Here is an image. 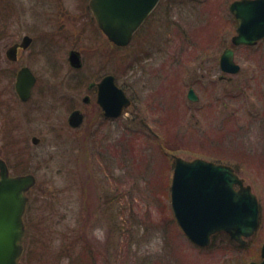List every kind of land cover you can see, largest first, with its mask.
Wrapping results in <instances>:
<instances>
[{
	"label": "rangeland",
	"instance_id": "obj_1",
	"mask_svg": "<svg viewBox=\"0 0 264 264\" xmlns=\"http://www.w3.org/2000/svg\"><path fill=\"white\" fill-rule=\"evenodd\" d=\"M87 1L0 0V158L11 174L36 179L21 262L205 264L223 242L229 264L246 263L248 248L222 235L207 248L186 238L170 184L175 156L233 167L258 199L254 239L264 240V40L234 48L240 72L219 82L234 0H162L123 48L108 45ZM24 35L32 46L9 62L5 50ZM71 49L80 71L68 65ZM21 66L37 78L24 103L14 89ZM107 73L132 100L113 120L99 117L95 92L86 91ZM189 87L198 101L187 99ZM75 108L86 117L72 129Z\"/></svg>",
	"mask_w": 264,
	"mask_h": 264
},
{
	"label": "water",
	"instance_id": "obj_2",
	"mask_svg": "<svg viewBox=\"0 0 264 264\" xmlns=\"http://www.w3.org/2000/svg\"><path fill=\"white\" fill-rule=\"evenodd\" d=\"M161 0H89L93 19L109 43L126 47ZM229 11L237 23L233 46H255L264 40V0H235ZM32 39L25 35L19 43L5 51L7 60L15 62L19 49H27ZM73 69L82 67L78 51L68 53ZM221 70L234 75L240 66L234 61L231 48L225 49L219 61ZM36 77L27 66L18 69L14 89L21 102L30 96ZM97 86L96 102L107 118H117L130 106L131 100L117 86L113 75L104 76ZM92 84L89 85V88ZM187 99L196 102L198 96L190 87ZM88 98L84 97L83 102ZM83 122L79 110L70 113L67 123L78 128ZM32 144L39 139L33 136ZM32 174L11 175L5 160L0 158V264H22L25 224L23 216L28 202L27 192L35 185ZM170 204L173 215L184 235L196 246L205 248L216 232H225L242 245L259 225V204L249 185L226 164L201 158L185 160L174 157L170 184ZM264 254V245L262 247ZM252 264V263H249Z\"/></svg>",
	"mask_w": 264,
	"mask_h": 264
},
{
	"label": "flooded vegetation",
	"instance_id": "obj_3",
	"mask_svg": "<svg viewBox=\"0 0 264 264\" xmlns=\"http://www.w3.org/2000/svg\"><path fill=\"white\" fill-rule=\"evenodd\" d=\"M89 1V0H88ZM88 1H87V6H88ZM162 1V0H161ZM160 1V2H161ZM235 1V0H234ZM61 1H59V3H60ZM160 2H159V4H160ZM56 3H58V2H56ZM159 4H158V6H159ZM157 6V7H158ZM89 9V8H88ZM92 15V14H91ZM232 16V15H231ZM92 18H93V16H92ZM150 18V17H149ZM232 18H233V16H232ZM148 20V19H147ZM233 20H234V18H233ZM146 23V22H145ZM234 24H235V27H234V31H235V33H236V29H237V23H236V21L234 20ZM98 29V28H97ZM99 30V29H98ZM100 31V30H99ZM235 33H234V35H235ZM101 34H102V32H101ZM103 35V34H102ZM25 36V35H24ZM27 36H29V35H27ZM104 36V35H103ZM23 37V36H22ZM31 39H32V41H31V43H30V45H29V47L27 48V49H25V50H23V49H19V53H18V57H17V60L19 59V54L22 52V51H26V50H28L31 46H32V44H33V39L34 38H32L31 36H29ZM105 37V36H104ZM233 37V36H232ZM231 37V38H232ZM106 38V37H105ZM107 40V39H106ZM20 41H21V39H20ZM19 41V42H20ZM19 42H14L13 44H15V43H19ZM107 42H108V40H107ZM13 44H11V45H13ZM230 44H231V39H230ZM10 45V46H11ZM108 45L109 46H111V47H113V48H115V46L112 44V43H109L108 42ZM9 47V46H8ZM237 47H240V46H233L232 44H231V46L230 47H227V48H231L232 50H233V52H234V48H237ZM244 47H248V46H244ZM227 48H225V49H227ZM224 49V50H225ZM71 50H74V49H71ZM71 50H69V51H71ZM223 50V51H224ZM6 51V50H5ZM69 51H68V53H69ZM74 51H77V50H74ZM222 51V52H223ZM79 52V51H78ZM68 53H67V58H68ZM80 53V52H79ZM222 54V53H221ZM80 56H81V54H80ZM221 56V55H220ZM5 58H6V56H5ZM7 59V58H6ZM16 60V61H17ZM81 60H82V56H81ZM9 61V60H8ZM15 61V62H16ZM219 61H220V57H219V60H218V76H217V80L219 81V82H222V81H230L231 80V76H234V75H236V74H238L239 72H240V69H239V71H238V73H236V74H234V75H231V74H228V73H225V72H223L222 70H221V68H220V66H219ZM234 61H235V59H234ZM9 62H11V61H9ZM67 62H68V59H67ZM236 63V62H235ZM237 64V63H236ZM68 65H69V63H68ZM239 65V64H238ZM70 66V65H69ZM240 66V65H239ZM21 67H23V66H21ZM20 67V68H21ZM28 67V66H27ZM29 68V67H28ZM70 68H72L71 66H70ZM83 68V61H82V67L81 68H79V69H73L74 71H80L81 69ZM32 71V70H31ZM34 74V73H33ZM35 75V74H34ZM106 75H113V74H110V73H107V74H105V75H103L101 78H99L98 80L94 77L93 79H91V81H89L88 83H87V85H86V91L87 92H91V91H94L95 92V102H96V96H97V86H96V84L97 83H99V81L104 77V76H106ZM114 76V75H113ZM36 77V76H35ZM115 77V76H114ZM95 79V80H94ZM36 82H37V78H36ZM92 84V87L91 88H89V85H91ZM35 85H36V83H35ZM35 85H34V87H35ZM33 87V88H34ZM193 88V87H192ZM84 97H87L88 98V101L85 103V102H83V98ZM129 98V97H128ZM199 98V97H198ZM130 100H131V98H129ZM90 100H91V97H90V95L89 94H85L83 97H82V103L83 104H88L89 102H90ZM199 100V99H198ZM27 102V101H26ZM131 104H132V100H131ZM96 105L98 106V114H99V117H101L102 116V118L104 119V120H113V119H111V118H107V117H105L104 115H103V112H102V110H101V108L99 107V105L97 104V102H96ZM74 110H79L80 112H81V114H82V117H83V122H82V124L84 123V121H85V113H84V110H83V108H75V109H73V110H71V112L72 111H74ZM128 110V109H127ZM70 112V113H71ZM100 114H101V116H100ZM70 115V114H69ZM68 119V118H67ZM81 124V125H82ZM69 126V125H68ZM79 128V127H78ZM72 129H74V128H72ZM77 129V128H76ZM216 163H219V162H216ZM28 201H29V198H28ZM30 211H29V209H28V203H27V205H26V208H25V213H24V216H23V221H24V224H25V228H26V226H27V222L29 223L30 222V220L31 219H33V216H31L30 217ZM28 214V215H27ZM175 221H176V219H175ZM176 223H177V221H176ZM259 224H260V215H259ZM177 225H178V223H177ZM179 226V225H178ZM180 228V227H179ZM258 228H259V226H258ZM258 230V229H257ZM257 230L255 231V233L257 232ZM255 233L251 236V237H249V238H246L245 239V243L244 244H242V245H240V244H238V243H236V242H234L233 240H231L230 238H229V236L225 233V232H223V231H220V232H217V233H215L214 235H212L211 237H210V243H211V240L216 236V235H222L223 236V238H224V240H227V239H229L230 240V242H232V244L235 246V247H237V248H248L247 249V251L248 252H250V256H249V260L245 263V262H243L242 264H249V263H252V264H264V254L262 253V247H263V245H264V240H262L261 239V241H257V240H255L254 239V235H255ZM25 237H26V234H25ZM187 238V237H186ZM188 239V238H187ZM189 240V239H188ZM24 241H25V238H24ZM190 241V240H189ZM191 242V241H190ZM192 243V242H191ZM210 243H209V245H210ZM193 244V243H192ZM195 245V244H194ZM208 245V246H209ZM196 246V245H195ZM207 246V247H208ZM206 247V248H207ZM198 248H201V247H198ZM227 247H225V243H223V242H221L220 243V245H219V248H218V250H219V252H216V253H212V254H209V258H208V260L205 262V264H229L228 263V253L226 252V249ZM24 255V254H23ZM234 255H236V254H234ZM23 257V256H22ZM238 260V259H237ZM238 262H240V260L238 261ZM23 264V263H22ZM232 264H238L237 262H236V260H233V262H232Z\"/></svg>",
	"mask_w": 264,
	"mask_h": 264
},
{
	"label": "trees",
	"instance_id": "obj_4",
	"mask_svg": "<svg viewBox=\"0 0 264 264\" xmlns=\"http://www.w3.org/2000/svg\"><path fill=\"white\" fill-rule=\"evenodd\" d=\"M4 140H9L7 143H10V141H11L10 139H7V138L4 139ZM13 144H15V143L12 141V142H11V145H13ZM17 174H18V172H17Z\"/></svg>",
	"mask_w": 264,
	"mask_h": 264
}]
</instances>
